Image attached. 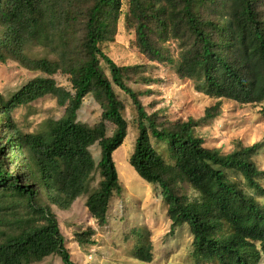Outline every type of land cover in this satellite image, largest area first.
Segmentation results:
<instances>
[{"label":"trees","instance_id":"1","mask_svg":"<svg viewBox=\"0 0 264 264\" xmlns=\"http://www.w3.org/2000/svg\"><path fill=\"white\" fill-rule=\"evenodd\" d=\"M127 1L138 47L150 60H166L152 34L171 35L180 46L177 73L195 79L198 91L241 103L264 100V0H160L158 8L156 0ZM121 4L122 0H0V62L13 59L46 74L30 79L9 98L0 93V216L11 227L1 236L0 264H32L52 254L63 264H75L53 205L66 210L86 194L90 215L101 226L107 223L111 199L123 191L113 153L128 132L124 103L114 85L132 99L138 115L129 161L143 179L161 187L171 228L189 225L195 264H260L264 169L253 158L264 148V140L228 153L205 146L195 128L218 115L219 102L199 118L159 126L157 113L146 111L140 93L126 81L136 69L117 64L100 47V18L111 13L117 19ZM206 5L216 10L215 17L202 13ZM34 47L54 57L34 56ZM58 71L69 75L71 89L57 83L53 75ZM89 93L103 108L100 122L93 126L78 121ZM46 95L65 107L63 116L49 119L39 132H23L13 110ZM106 121L115 125L111 135ZM151 136L169 143L173 163L155 149ZM96 142L101 148L98 162L90 149ZM180 183H189L197 195L182 192ZM136 234L142 240L135 258L151 262L152 241L141 230ZM76 240L84 243L89 237L78 235Z\"/></svg>","mask_w":264,"mask_h":264},{"label":"rangeland","instance_id":"2","mask_svg":"<svg viewBox=\"0 0 264 264\" xmlns=\"http://www.w3.org/2000/svg\"><path fill=\"white\" fill-rule=\"evenodd\" d=\"M160 4V0H156L157 8ZM197 5L198 3L195 7ZM200 9L205 16H216V10L208 9L207 5ZM128 11V1L122 0L117 19L111 13L100 18V47L117 64L136 69L127 74L126 81L140 93L146 111L149 114L157 113L159 126L187 120L189 117L199 118L206 108L219 102L218 115L195 128V134L204 139L205 146L220 148L223 153H228L241 146L264 140V100L241 103L198 91L195 79L181 78L177 73L181 61L180 46L171 35L159 38L158 32L152 34V38L161 46L166 60H150L138 47L136 31L133 22L128 18ZM30 53L34 56L54 57L42 47L31 48ZM101 65L110 77L107 64L101 61ZM45 75L42 71L29 70L13 59L0 62V93L4 98H9L30 79ZM53 77L59 85L71 89L69 75L58 71ZM144 79L150 81L145 82ZM114 89L124 103L123 115L128 122L127 135L113 153L123 191L121 195L111 199L107 223L102 226L88 212L85 205L86 194L78 197L69 209L52 206L71 258L75 264H195L192 255L193 236L189 225L171 228V220L167 215L168 204L163 198L161 187L143 179L129 161L139 131L137 110L124 91L116 85ZM64 112L65 107L59 105L53 95H46L15 108L12 116L23 132L34 133L43 130L49 119L62 117ZM102 112L100 101L93 93H89L78 110V121L96 125L102 118ZM114 128L112 122L106 121L107 135H111ZM151 142L166 162H174L167 141H159L151 136ZM90 149L98 162L101 156L99 143L96 142ZM253 159L259 168L264 169V148ZM98 180L99 174L92 185L95 186ZM260 182L264 185V178ZM178 186H181L179 189L182 192L192 197L197 195L189 183H180ZM259 199L264 204V197ZM17 211L22 212L20 208ZM7 216L9 220L13 219V215ZM6 221V218L0 216V241L1 236L11 230ZM90 230H93L91 236L88 235ZM138 230L144 233L145 239L153 243L151 262H143L134 256L142 240L136 234ZM78 235L84 239L89 237V241L79 243L76 240ZM32 264L63 262L58 255L52 254ZM260 264H264V256Z\"/></svg>","mask_w":264,"mask_h":264}]
</instances>
